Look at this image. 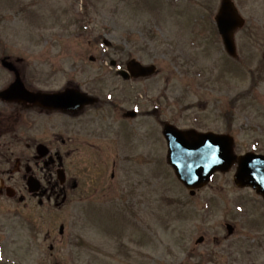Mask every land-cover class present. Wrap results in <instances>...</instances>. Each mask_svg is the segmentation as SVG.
Listing matches in <instances>:
<instances>
[{
    "label": "rangeland",
    "instance_id": "1",
    "mask_svg": "<svg viewBox=\"0 0 264 264\" xmlns=\"http://www.w3.org/2000/svg\"><path fill=\"white\" fill-rule=\"evenodd\" d=\"M233 1L246 20L236 34L238 59L226 53L215 25L220 0H0V60L22 57L43 74L54 73L53 87L75 79L109 102L126 99L124 108L132 105L121 91L134 94L143 113L136 120L140 141L125 152L135 160L124 161L114 201L96 202L87 217L74 205L56 212L67 221L61 249L77 251L74 264H89L90 230L92 264H213L212 238L233 220L241 238L249 236L251 256L264 259L252 238L264 236V201L234 185V170L191 196L167 163L161 133L165 122L229 132L238 153L264 154V0ZM131 57L155 64L158 74L124 84L110 62ZM139 156L145 161L137 162ZM30 230L24 233L26 260L44 264L38 258L52 257L48 241L44 234L34 241ZM201 235L205 243L197 244ZM74 242L80 244L71 250ZM234 248L245 250L238 241Z\"/></svg>",
    "mask_w": 264,
    "mask_h": 264
},
{
    "label": "flooded vegetation",
    "instance_id": "2",
    "mask_svg": "<svg viewBox=\"0 0 264 264\" xmlns=\"http://www.w3.org/2000/svg\"><path fill=\"white\" fill-rule=\"evenodd\" d=\"M2 58L12 65L2 64ZM2 58L0 264H28L24 233L29 229L34 241L39 240L40 234H44L43 241H48L52 257H40L38 261L74 264L76 259L72 257L77 255V251L62 252L61 249L68 238L67 221L60 219L56 212L74 205L85 208L87 217L98 209L95 208L96 202L114 201L113 198L121 192L118 178L124 170V161L135 160L132 159L133 154L125 152L134 151L140 141V125L136 120L143 113L134 106L138 104L137 97L123 91L121 95L131 102L129 108L123 107L126 99L116 104L87 91L93 100L80 108L75 106L66 110L53 106L46 94L80 88L75 79L55 88L52 86L54 73L45 75L39 67L25 64L20 57L4 54ZM127 62L122 61L121 71L127 70ZM126 74L119 75L124 84L133 86L140 83V78ZM109 108L121 116L104 113ZM150 135L147 131L146 141H151ZM163 143L167 149L166 141ZM152 159L148 153L147 161ZM136 161L145 160L139 156ZM237 203L241 210L245 201L240 199ZM251 220L260 223L263 219L253 217ZM242 230L233 220L226 222L222 231L216 232L212 238L215 244L213 264L264 263V259L260 262L251 256L253 250L247 249L249 236L242 239ZM88 233L89 241L85 243L89 252L87 260L92 264L93 232L90 230ZM252 238L257 241L256 248L264 251V236ZM237 241L244 244V251H235ZM77 244L80 243L74 242L71 250L77 249Z\"/></svg>",
    "mask_w": 264,
    "mask_h": 264
},
{
    "label": "water",
    "instance_id": "3",
    "mask_svg": "<svg viewBox=\"0 0 264 264\" xmlns=\"http://www.w3.org/2000/svg\"><path fill=\"white\" fill-rule=\"evenodd\" d=\"M215 21L225 50L230 56L237 57L235 32L245 25V19L232 0H221ZM131 65L137 75L141 76L152 75L156 71L154 65L144 66L136 60L132 61ZM76 97L77 107L86 102L83 93L78 91ZM47 98L53 106L69 108V90L48 95ZM163 133L168 140L169 163L179 180L191 189V194L195 193L194 189L205 186L215 171L226 172L237 160L235 183L241 187L251 186L264 197V155L247 153L236 156L233 138L229 135L184 131L170 124L165 125ZM199 241H202V238Z\"/></svg>",
    "mask_w": 264,
    "mask_h": 264
}]
</instances>
